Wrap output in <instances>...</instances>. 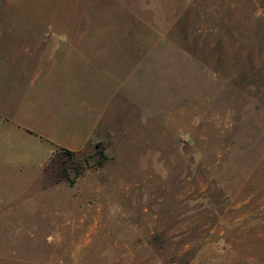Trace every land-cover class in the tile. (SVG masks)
<instances>
[{"label":"rangeland","instance_id":"1","mask_svg":"<svg viewBox=\"0 0 264 264\" xmlns=\"http://www.w3.org/2000/svg\"><path fill=\"white\" fill-rule=\"evenodd\" d=\"M79 45L113 101L73 148L22 124ZM0 264H264V0H0Z\"/></svg>","mask_w":264,"mask_h":264},{"label":"crops","instance_id":"2","mask_svg":"<svg viewBox=\"0 0 264 264\" xmlns=\"http://www.w3.org/2000/svg\"><path fill=\"white\" fill-rule=\"evenodd\" d=\"M62 37L69 38L66 35ZM65 41L90 40L65 39ZM65 47L57 51V55L52 53L48 58H39L33 69L31 80L35 81L43 74L41 76L43 85L47 86L55 79L53 74L58 70L57 63L59 64L60 60L69 59L66 61L68 65L65 68H63L65 61L60 63L61 67L55 74L59 81L61 77H66V83L63 85L67 88L35 91L36 97L41 99L38 103L44 108L42 125H22L53 142L80 148L88 139L96 137L99 129L107 128L103 125L104 115L107 113L108 105L113 101V87L111 85L109 94L104 89L108 75L99 69L100 62L97 59L72 58L73 54L85 53L86 49H92L94 46L79 45L75 50Z\"/></svg>","mask_w":264,"mask_h":264},{"label":"trees","instance_id":"3","mask_svg":"<svg viewBox=\"0 0 264 264\" xmlns=\"http://www.w3.org/2000/svg\"><path fill=\"white\" fill-rule=\"evenodd\" d=\"M99 156L97 158V163L102 164L104 159L106 158V153L102 150V148L98 149Z\"/></svg>","mask_w":264,"mask_h":264}]
</instances>
